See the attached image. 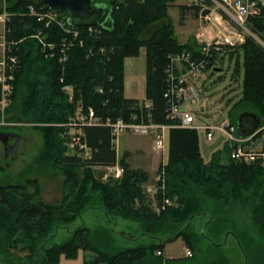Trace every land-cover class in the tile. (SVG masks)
Here are the masks:
<instances>
[{"label": "trees", "instance_id": "trees-1", "mask_svg": "<svg viewBox=\"0 0 264 264\" xmlns=\"http://www.w3.org/2000/svg\"><path fill=\"white\" fill-rule=\"evenodd\" d=\"M174 1L103 0L110 15L103 24L94 25L99 31L89 34L87 27L75 26L79 34L74 37L57 24L46 26L44 21H38L30 14V6L49 10L41 0H0V12L5 9L9 13L4 39L10 53L18 59L11 94L12 105L15 102L18 105L15 122L24 120L33 124L43 142L38 161L46 165L63 164L66 176L64 191L55 204L38 199L36 183L33 192L27 191L26 185L0 184V264H54L61 256L77 257L82 248L95 254L93 259L84 258L83 264H97V261L107 264H183L181 261L187 256L163 259L161 252L165 243L175 239L173 236L182 230L190 217L189 226L178 237L194 251L203 240L212 247L222 245L225 233L229 232L243 248L247 264H251L249 258L253 261L255 257L262 258L264 264V166L230 159L223 164L217 155L204 161L199 151L197 130L170 127L167 131L164 197L172 204L157 214L142 187L149 176L146 170L131 167L122 156L120 163L124 172L119 179L101 182L97 171H91L93 166L111 165L116 161L109 126L101 123L81 127L90 148V156L83 158L66 153L60 136L62 128L56 125L68 127L77 104L92 106L96 115L102 118L129 120L135 115L145 122H171L166 119L167 106L163 96L168 55L198 51L193 37L184 43L177 39L168 13L169 5ZM247 27L264 41V6H260L258 15L249 18ZM41 41L46 44L44 51ZM49 44L53 45L51 49ZM236 46V49H233L235 46L228 49L227 54L229 57L236 55L234 76L242 68L240 110H252L263 118L264 47L247 34ZM141 47L145 48V99L139 101L124 96V62L128 57L138 56ZM62 48L66 55L64 60H60ZM109 50L113 54L107 53ZM48 52L54 55H46ZM213 64L214 58L206 68ZM63 85L73 87L72 101L62 90ZM99 86L103 89L101 93L97 90ZM145 101L149 102L148 107H145ZM9 106L6 113L10 111ZM232 121L235 122L236 117ZM80 166L84 170L82 176L77 173ZM155 201L160 203L158 197ZM209 202L213 207L205 206ZM90 208L104 211L109 230H114L110 221L128 219L154 242L123 248L108 255L91 245L87 227L80 224L66 240L49 243L57 229L66 228ZM199 219L204 221L198 228ZM208 230L219 240L211 237ZM252 231L258 235L259 247ZM244 239L254 245L248 249ZM12 248L27 252L21 256L10 252ZM150 251L159 253L149 258ZM239 253L243 262L240 249Z\"/></svg>", "mask_w": 264, "mask_h": 264}, {"label": "rangeland", "instance_id": "rangeland-1", "mask_svg": "<svg viewBox=\"0 0 264 264\" xmlns=\"http://www.w3.org/2000/svg\"><path fill=\"white\" fill-rule=\"evenodd\" d=\"M168 13L173 21L178 41L184 43L187 38L192 37L190 34L194 32V29L198 25V14L200 12L195 1L175 0L169 5ZM228 23L231 24V22ZM226 24L227 22H224V25ZM210 29L212 31L216 30L213 25H211ZM234 29L236 28L234 27ZM229 30H231V26H229ZM236 48L237 46L233 49ZM107 53L113 54V51L109 50ZM238 59L241 61V56H239ZM235 63L236 55L233 57H229L228 55L222 56L220 62L215 65L217 69H214L215 67H208L201 73L199 78L195 80L200 102L198 104L190 103V108L201 114L198 117L200 121L213 123L227 117L232 120L241 111L242 105L238 101L241 97L242 68H240L239 74L234 76L233 69ZM124 96L139 101L145 99L144 47L140 48L138 56L125 59ZM16 103L17 102L12 105L10 102V111L8 110L9 112L7 113L5 111V123L16 121L15 117L18 112V105ZM18 123H20L19 126L15 128H5L3 127L5 125H0V133L11 132L18 136L17 147L12 158L4 155L3 144L0 141V164L3 166V169L0 170V184L26 185L27 191L30 192L35 190V185L37 184L39 187L38 199L46 203H58L64 191V180L66 178L63 170L64 165L61 163L57 165L40 163L38 161V156L43 148L40 132L34 129L31 122L23 120ZM198 145L201 157L204 161H209L213 155H217L221 163L226 164L229 162L227 138L224 134L216 133L211 140H208L205 136V132L203 130H198ZM117 149L119 154L118 164L122 166L120 157L123 156L131 167L146 170L149 175V181L152 180L156 172H158V166L162 159L164 162L167 160V146L164 151V158H162V153L153 148V137L151 134L125 132L118 137ZM115 163L116 161L113 164ZM83 166L85 167L86 165ZM91 171L93 173L97 171V175H99L98 177L101 182L113 179L105 166H93ZM77 173L81 176L84 174L82 166L78 168ZM144 184L142 187H144ZM148 197L149 196H147V198ZM151 198L152 197H149L148 200L151 201L150 204L152 206L158 204L155 201L156 199ZM205 206L208 208L213 207L212 202L207 203ZM157 214H159V212H157ZM203 221L204 219H199L197 221L198 228ZM109 223L113 226L115 231L109 230L106 227L105 213L101 208H90L69 223L66 228L57 229L56 235L51 238L49 243H60L66 240L71 232L80 224H84L87 227L89 232L88 239L91 245H95L100 252L108 255L115 254L123 248L147 246L154 242L150 236L141 234L136 223L128 219L118 218L115 222L110 221ZM227 223L229 224V222ZM252 233L256 238L255 244L259 247L260 240L258 235L254 231H252ZM208 234L211 236L212 232L208 230ZM213 238L219 240L217 237ZM244 240L248 245V249L250 248L249 246L254 245V243L251 244L250 240ZM197 247L198 250L194 251L192 247L186 245L181 237H178L165 243L161 256L163 259L182 258L186 256V250H190L193 255L192 257L184 258L181 261L183 264H209V262H216V264H243L237 241L231 235H228L226 241L218 247L210 246L205 240L201 241ZM10 252L23 256L27 251L12 248ZM148 254L150 258L157 255L158 252L152 253L150 251ZM94 257L95 254L92 251L82 248L79 249L77 257L65 258L61 256L59 262L54 264H83L84 258L93 259ZM249 260L251 264H262L263 261L260 257H255L253 261H251V258H249ZM97 264L107 263L105 261H97Z\"/></svg>", "mask_w": 264, "mask_h": 264}, {"label": "built area", "instance_id": "built-area-1", "mask_svg": "<svg viewBox=\"0 0 264 264\" xmlns=\"http://www.w3.org/2000/svg\"><path fill=\"white\" fill-rule=\"evenodd\" d=\"M93 1L102 2L103 0ZM195 3L200 12L198 16L199 25L195 33L198 51L195 54L190 51L169 54L168 63L165 67L166 85L163 96L167 106L166 119L171 122L162 124L150 121L145 122L141 118L137 119L138 117L135 115L130 117L129 120L122 118L112 119L110 117L102 118V116L96 115L92 106L84 107L81 104H77L68 127L60 123L57 124L62 128L60 136L66 147L67 154H77L83 158H88L90 156V148L86 144L81 127L105 123L110 127L115 149L117 148L118 137L125 132L151 134L154 150L161 152L162 158H164V151L167 146V130L175 126L203 130L208 140H211L216 133H222L227 138L230 160L264 166V116L263 118L260 117L258 125L248 136L242 137L237 133L235 122L228 117L213 123L204 122L198 119L201 114L190 108V103L198 104L200 102L195 80L199 78L212 58H214L213 65H215L221 56L227 55L228 49L242 43L246 34L264 46V41L247 27L249 18L259 14L260 6H264V0H195ZM29 12L36 16L38 21H44L46 26L50 23H55L63 31L72 34L74 37L79 34L75 26L67 22L64 15L50 9L37 10L34 6L29 7ZM8 19L9 13L4 9L0 12V24L2 27L0 35V125H12V123L4 122V113L11 102L12 83L18 66L17 56L10 53L4 39L5 25ZM224 22H227V24L224 25ZM228 22H231V24ZM211 25L215 26V31L210 29ZM228 25L231 26V30H229ZM87 31L92 34L98 32L99 29L95 26H88ZM41 44L43 47L42 51H44L46 44L43 41H41ZM61 45L64 46L65 44L62 42ZM48 46L50 47L49 49L53 47L51 44ZM60 52H63V48ZM46 55L53 56L54 53L48 52ZM65 58V53H62L60 60ZM62 90L67 93L69 100L72 101L73 87L71 85H63ZM97 90L101 93L103 91L102 86H99ZM144 105L148 107L149 103L146 102ZM117 161L115 164L105 166L109 171V175L114 179H119L124 172L123 167ZM164 166L165 162L162 159L158 166V172L144 187V191L149 197L154 199L158 197L160 200L159 204L153 206L156 212H160L172 204L169 198L164 197ZM185 255L191 256L192 253L190 250H186Z\"/></svg>", "mask_w": 264, "mask_h": 264}, {"label": "water", "instance_id": "water-1", "mask_svg": "<svg viewBox=\"0 0 264 264\" xmlns=\"http://www.w3.org/2000/svg\"><path fill=\"white\" fill-rule=\"evenodd\" d=\"M49 9L54 12L63 14L67 17L69 24L74 26H92L96 24H103L107 17L110 15V9L102 2H93V0H41ZM236 127L239 136H248L258 125L259 115L252 110H242L236 117ZM0 141L3 144L4 155L12 158L15 154L17 147L18 136L11 132L0 133ZM207 213H202L206 215ZM192 217L189 218L186 225L182 230L189 226ZM205 225L201 227V233H203ZM181 230V231H182ZM179 231L173 238H177L180 234ZM229 235V232L225 233L224 243ZM240 252L243 256V264H247L246 254L241 247L239 241L236 239ZM215 245H218L214 243Z\"/></svg>", "mask_w": 264, "mask_h": 264}, {"label": "crops", "instance_id": "crops-1", "mask_svg": "<svg viewBox=\"0 0 264 264\" xmlns=\"http://www.w3.org/2000/svg\"><path fill=\"white\" fill-rule=\"evenodd\" d=\"M194 1H195V0H194ZM199 14H200V13H199ZM199 14H198V16H199ZM196 28H197V26H196ZM196 28L194 29V32H193L192 34H190L194 39H195V36H194V35H195V32H196ZM187 39H188V38H187ZM187 39H186V41H187ZM186 41H185V42H186ZM15 123H16L15 127H18L19 124H20V123H18V122H15ZM15 127H14V128H15ZM63 257H64V256H63ZM60 258H61V257H60Z\"/></svg>", "mask_w": 264, "mask_h": 264}, {"label": "bare ground", "instance_id": "bare-ground-1", "mask_svg": "<svg viewBox=\"0 0 264 264\" xmlns=\"http://www.w3.org/2000/svg\"><path fill=\"white\" fill-rule=\"evenodd\" d=\"M260 38V37H259ZM261 39V38H260ZM256 41V40H255ZM258 42V41H257ZM259 43V42H258ZM260 45H262L261 43H259ZM263 46V45H262ZM264 47V46H263Z\"/></svg>", "mask_w": 264, "mask_h": 264}]
</instances>
